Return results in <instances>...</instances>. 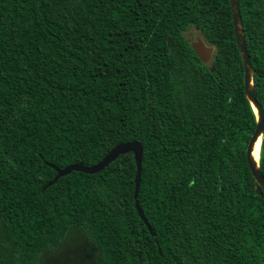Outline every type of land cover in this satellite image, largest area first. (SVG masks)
Returning <instances> with one entry per match:
<instances>
[{
	"label": "trees",
	"instance_id": "16d2710c",
	"mask_svg": "<svg viewBox=\"0 0 264 264\" xmlns=\"http://www.w3.org/2000/svg\"><path fill=\"white\" fill-rule=\"evenodd\" d=\"M239 9L264 109V0ZM255 126L229 0H0V264H46L80 234L99 264H264ZM133 140L154 235L132 152L42 189L47 163L92 166Z\"/></svg>",
	"mask_w": 264,
	"mask_h": 264
},
{
	"label": "water",
	"instance_id": "95a60500",
	"mask_svg": "<svg viewBox=\"0 0 264 264\" xmlns=\"http://www.w3.org/2000/svg\"><path fill=\"white\" fill-rule=\"evenodd\" d=\"M229 7L231 11V18L233 23V32L234 39L237 46V50L239 52L242 66H243V86H244V94L247 98L250 107L255 115V129L251 134L249 141L246 146V161L250 173L255 181L254 191L256 194L260 195L264 192V175L259 166V159L256 160L253 151L255 148L256 142L260 139L262 146V138L264 135V109L262 105L258 102L254 90L253 84V75L255 74V69L251 63L250 55L247 51L244 30L241 21L240 9H239V0H229ZM190 43L195 51L196 55L202 60L208 62L211 58L213 48L204 43L201 37L198 34H193L190 38ZM127 152H132L135 160L136 171L134 175V207L137 211L138 216L144 222L148 231L151 235H154V232L144 215L143 210L141 209L137 195L140 187V175H141V167H142V157H143V146L141 142L137 140H133L130 142L119 143L115 145L98 163L92 166H86L82 164H71L64 168H59L51 163H47L51 166L55 171L56 175L54 178L47 182L42 189H45L49 185L55 183V181L64 175L69 174L72 171H81L84 173H95L102 170L105 166H107L110 162L116 159L120 154H124ZM261 153V148H260ZM159 253L161 252L160 248L158 249Z\"/></svg>",
	"mask_w": 264,
	"mask_h": 264
},
{
	"label": "rangeland",
	"instance_id": "374dc122",
	"mask_svg": "<svg viewBox=\"0 0 264 264\" xmlns=\"http://www.w3.org/2000/svg\"><path fill=\"white\" fill-rule=\"evenodd\" d=\"M193 34H197L196 30L193 28L185 32L188 39H190ZM205 44L210 46L207 43ZM210 59L208 61H210ZM86 239L87 237L85 234H80L77 237L70 236L67 241L59 245V248L57 246L52 248L49 252L50 254H48V256H50V264H99L93 257ZM49 261L46 260L44 262L48 264Z\"/></svg>",
	"mask_w": 264,
	"mask_h": 264
},
{
	"label": "bare ground",
	"instance_id": "6f19581e",
	"mask_svg": "<svg viewBox=\"0 0 264 264\" xmlns=\"http://www.w3.org/2000/svg\"><path fill=\"white\" fill-rule=\"evenodd\" d=\"M260 148H261V141L260 139L256 142L255 144V148H254V151H253V155L255 157L256 160L259 159L260 157Z\"/></svg>",
	"mask_w": 264,
	"mask_h": 264
}]
</instances>
